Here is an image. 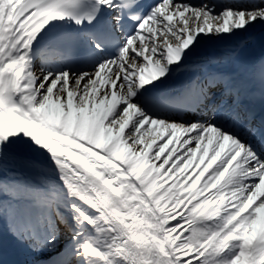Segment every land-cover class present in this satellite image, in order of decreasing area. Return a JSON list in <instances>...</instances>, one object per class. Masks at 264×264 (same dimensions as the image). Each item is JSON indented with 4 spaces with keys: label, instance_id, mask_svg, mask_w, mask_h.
<instances>
[{
    "label": "snow or ice",
    "instance_id": "snow-or-ice-1",
    "mask_svg": "<svg viewBox=\"0 0 264 264\" xmlns=\"http://www.w3.org/2000/svg\"><path fill=\"white\" fill-rule=\"evenodd\" d=\"M257 28L264 0H0V264H264Z\"/></svg>",
    "mask_w": 264,
    "mask_h": 264
},
{
    "label": "bare ground",
    "instance_id": "bare-ground-1",
    "mask_svg": "<svg viewBox=\"0 0 264 264\" xmlns=\"http://www.w3.org/2000/svg\"><path fill=\"white\" fill-rule=\"evenodd\" d=\"M256 30L257 29H255L254 32ZM246 38H248V43H247V47L244 48L243 55L248 56V58H250V56H252L254 54V49H256V47H259V45H256V44L253 45L254 47H252V43L257 42L258 40H260V41L264 40V31L260 32V33L255 32L253 36L249 35ZM251 40H253V41L251 42ZM239 42L240 41H224V42L214 43L213 45H211L209 48L206 49V52L209 55H216V56L222 55L223 56L226 54V52H228V50L232 49L233 45H235ZM261 44L264 47V42H262ZM258 54H260V52Z\"/></svg>",
    "mask_w": 264,
    "mask_h": 264
},
{
    "label": "rangeland",
    "instance_id": "rangeland-1",
    "mask_svg": "<svg viewBox=\"0 0 264 264\" xmlns=\"http://www.w3.org/2000/svg\"><path fill=\"white\" fill-rule=\"evenodd\" d=\"M255 32L260 33L262 31L259 28H257V30ZM255 32H253V33H255Z\"/></svg>",
    "mask_w": 264,
    "mask_h": 264
}]
</instances>
